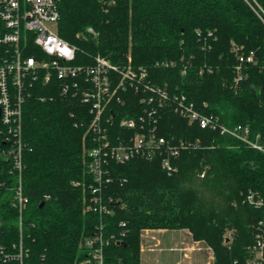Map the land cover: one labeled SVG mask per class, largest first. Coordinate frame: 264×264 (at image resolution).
Returning <instances> with one entry per match:
<instances>
[{"label": "trees", "instance_id": "1", "mask_svg": "<svg viewBox=\"0 0 264 264\" xmlns=\"http://www.w3.org/2000/svg\"><path fill=\"white\" fill-rule=\"evenodd\" d=\"M59 9L58 33L76 47V64H93L97 55L125 64L130 52L133 65L146 67L149 79L172 96L184 94L200 107L207 102L204 111L220 124L248 125L252 138L264 139V0H59ZM236 48L255 55L238 82ZM58 84V78L35 84L23 106L27 264H76L81 239L96 232L109 240L106 264H142L141 231L147 228L189 229L213 247L210 264H249L257 235H264L263 151L189 123L171 101L160 132L174 140L200 138L201 146L183 151L171 175L158 160L109 162L111 180L98 194L113 212L85 211L91 191L74 183L92 182L83 165L92 115ZM119 110L139 112V95L132 92ZM7 147L1 133L0 151ZM16 183L11 159L0 156V247L9 249L20 239L12 205ZM251 192L261 205L247 201ZM227 231L232 239L226 244Z\"/></svg>", "mask_w": 264, "mask_h": 264}, {"label": "built area", "instance_id": "2", "mask_svg": "<svg viewBox=\"0 0 264 264\" xmlns=\"http://www.w3.org/2000/svg\"><path fill=\"white\" fill-rule=\"evenodd\" d=\"M59 20V0H0V134L5 135L8 144L0 151V156L11 159L16 174L12 205L19 212L20 228L17 245L12 249L0 247V260L3 261L27 264L29 255L22 238L24 214L30 203L23 184V106L35 84L47 86L58 78L57 88L61 94L80 98L92 115L83 145V165L92 182L74 183L91 191L90 202L87 197L84 199L85 211L113 212L98 194L101 185L111 180L106 177L109 162L123 164L133 158L158 160L171 175L177 172L174 161L183 151L201 146L200 138L174 140L160 132L162 112L171 101L175 104V112L189 123H197L205 129H219L222 134H229L264 152V139L261 140L259 135L252 138L248 125L227 127L219 123L216 115L204 111L207 102L200 107L184 94L172 96L167 87L156 85L149 79L146 67L133 65L130 52L126 55L125 64L113 63L102 55H97L93 64H76V47L59 35ZM87 30L98 36L92 27ZM235 51L239 52L237 48ZM238 60L236 82L242 79L243 65L255 62L254 52L248 55L239 52ZM132 92L139 95L141 110L120 115V106L126 104ZM116 125L125 133L112 131ZM87 134H90L88 145L85 142ZM205 173L203 170L200 176L204 177ZM247 201L254 206L263 203L253 192L247 196ZM142 237L145 239L146 234L143 233ZM231 239L232 232L227 231L225 243ZM108 243L109 240L100 232L84 236L79 243L80 258L76 264H106ZM187 249L181 248L184 256L189 258L185 252ZM192 249L214 252L208 243ZM140 250H145L144 243ZM153 250L154 247L148 248V251ZM248 263L264 264V235H257Z\"/></svg>", "mask_w": 264, "mask_h": 264}, {"label": "rangeland", "instance_id": "3", "mask_svg": "<svg viewBox=\"0 0 264 264\" xmlns=\"http://www.w3.org/2000/svg\"><path fill=\"white\" fill-rule=\"evenodd\" d=\"M148 229L149 228H147L146 230L143 229L141 231V244L145 243L144 247H147L146 246L147 245L146 244L147 239H148V241H149V239L154 240L148 234ZM143 233L146 234L145 239H143V237H142ZM189 235H190L189 237L183 236L182 239H183L184 243L183 244L179 243L178 247H181L180 245H182V247L183 246L187 247L188 249L185 252L190 256V258L183 259L184 252L180 249H176L173 251H170L168 249H161V250H156L154 252L143 253V255L141 257V263L142 264H175L176 260L180 259V260H182V263H184V264H205L208 261L212 251H207L204 249L193 250L192 247L193 246H199V245L204 246L208 242H206L205 240H196L194 238V235L192 232L189 233ZM144 240H145V242H144ZM195 241H199V242H195ZM153 247L155 249L158 248L157 246L156 247L153 246ZM162 247H165V245H162ZM140 248H141V245H140ZM213 251H214V249H213ZM140 253H141V250H140ZM212 253L214 254V252H212Z\"/></svg>", "mask_w": 264, "mask_h": 264}, {"label": "crops", "instance_id": "4", "mask_svg": "<svg viewBox=\"0 0 264 264\" xmlns=\"http://www.w3.org/2000/svg\"><path fill=\"white\" fill-rule=\"evenodd\" d=\"M189 233H191L188 229H148V234L150 235V237L154 240L147 239L146 242V246L144 247V251L141 252V257L143 255V253L145 252H154L156 250H161V249H168L170 251L176 250V249H180L182 248V245H180L181 247H178L179 243L183 244V236H187L189 237ZM145 242V240H144ZM162 245H165V247H162ZM145 246V243H144ZM153 246H157L158 248H156L153 251H148V248L153 247ZM184 247V246H183ZM187 257H183V259H185ZM190 258V257H189ZM214 260V255H210L208 261L205 264H210L212 261ZM175 264H184L182 263V260L178 259L176 260Z\"/></svg>", "mask_w": 264, "mask_h": 264}, {"label": "water", "instance_id": "5", "mask_svg": "<svg viewBox=\"0 0 264 264\" xmlns=\"http://www.w3.org/2000/svg\"><path fill=\"white\" fill-rule=\"evenodd\" d=\"M0 116H1V114H0Z\"/></svg>", "mask_w": 264, "mask_h": 264}]
</instances>
